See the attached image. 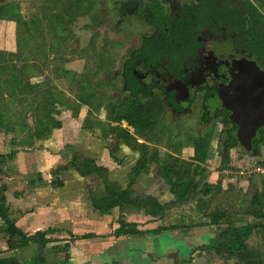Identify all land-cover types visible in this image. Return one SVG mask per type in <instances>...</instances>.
I'll list each match as a JSON object with an SVG mask.
<instances>
[{
    "label": "crops",
    "instance_id": "obj_1",
    "mask_svg": "<svg viewBox=\"0 0 264 264\" xmlns=\"http://www.w3.org/2000/svg\"><path fill=\"white\" fill-rule=\"evenodd\" d=\"M257 2L264 10V0ZM77 124L80 125L78 119L72 116L62 121V128L53 130L51 134L54 145L62 148H59L60 151L72 144V153L79 156L74 150V143L79 140L75 132ZM1 136L2 144H5V135L0 134V139ZM89 137L86 133L83 135L87 154L82 158L91 159L97 166L106 169L101 189L89 180L96 173L82 176L70 163L62 161L59 153L54 156L56 153L50 148L44 151V155L39 144L45 138L35 139L34 145L29 146L32 150L14 149L16 146L12 144L10 151H0V155L16 152L14 159L5 160L3 174L0 175V185L7 186L5 195L10 217L16 220L17 227L25 234L49 231L46 238L51 240L43 250L35 243L10 250L6 238L0 244V259L13 258L20 264H227V261L234 264H264V228L255 229L243 249L230 258H227V254H218L207 248L217 236L219 228H227L228 224L244 226L248 222L259 221L245 214L244 210L251 206L255 194L262 193L264 189V182L263 188L259 185L250 187L249 179L257 176L256 180L260 181L263 176L258 175L264 173L241 174L251 166H240L238 172L208 171L201 167L203 171L199 177L201 183L198 191L205 184L214 186L219 181L221 191L215 190L209 195L199 193L188 203L171 204L175 198L170 187L161 179L158 167L152 174L142 173L132 181L130 174L136 165L131 162L134 150L121 145L119 154L122 156H119L122 163L116 164V167L111 152L104 145L100 147V143L104 142L101 137L92 140ZM212 144L213 140L206 161H210ZM187 152L189 158L194 157L192 146L187 148ZM253 154L260 161L252 168L258 166L264 169V157L258 156L257 152ZM15 162L19 164L18 169L13 168ZM61 166H67V169L53 173ZM53 175L59 177L54 179L56 182L51 180ZM106 180H109V184ZM110 187L118 188L120 193L130 189L132 201L120 203L109 212H101L94 205V200L108 195ZM144 204L148 205L144 207ZM154 204L168 206L164 212H157ZM217 210L226 214L223 224L210 225L211 219L207 215ZM121 221L136 225L140 234L118 236L116 232L121 227Z\"/></svg>",
    "mask_w": 264,
    "mask_h": 264
},
{
    "label": "rangeland",
    "instance_id": "obj_2",
    "mask_svg": "<svg viewBox=\"0 0 264 264\" xmlns=\"http://www.w3.org/2000/svg\"><path fill=\"white\" fill-rule=\"evenodd\" d=\"M122 1L124 0H0V8L6 6L5 10L0 12V113L8 115L7 120L14 122L16 131L14 136V133H6V130L0 127V134L5 135V144H2V136L0 139V151H10L13 148V138H16V142L23 143V146L15 145L14 149L19 147L22 151L29 150L30 147L24 144L30 143V136H33L35 131L43 132L41 123L46 121L49 114L65 122L66 119L72 118L73 113H77L75 118L84 130L77 124L75 132L79 140L74 143V150L81 161L85 159L82 158L84 154H87L84 149L85 133L91 136V140L101 137L104 142L100 143V147L104 145L111 152L115 166L122 163L119 150L125 145L131 148L125 138H129L132 145L137 142L146 145L147 155L157 156L164 164L174 162L171 157L189 163L194 157L189 158L187 148L192 146L195 150L192 143L194 139H202L211 134L213 144L210 161H206L203 166L202 163L198 164L204 167V170L238 172L240 168L252 167L259 163L260 158L246 153V147L240 143L241 146L238 145L230 151V162L223 165L220 152L224 136L218 141L220 126L203 128L197 105L191 113H182L179 116L163 104L165 107H161L158 122H154L152 128L145 132V137H141L142 135L125 120H113L116 117L113 109H124V98L128 95L123 91V79L120 76L122 59L135 47L143 32L142 26L138 24L140 22L132 13V6L129 7L125 3L128 12L122 14ZM71 2L77 5L79 14L64 33L60 31L54 15L64 14ZM18 17L21 18L22 24L16 22ZM73 73L81 77L74 76ZM99 83H103V86L96 87ZM49 93L62 95L66 104L53 106ZM79 95H90L87 99L89 104L81 102ZM158 98L153 102L163 103L162 97ZM85 124L89 128H86ZM52 134L42 139L43 143L39 144V149L43 148L45 155L44 151L50 148L56 153L54 156L59 153L62 161L71 163L74 159L72 144L61 152L60 147L54 145ZM124 134L128 136L125 137ZM132 153L133 165L142 154L140 151ZM257 155L264 157L263 146ZM18 167L19 164L15 162L13 168ZM157 167V163L150 164L148 172L152 174ZM119 172L120 169L117 173ZM53 176L51 180L59 179L58 176ZM258 176H263L260 181L256 180L257 176L249 179L250 187L259 185L263 188L264 175ZM106 177H109L108 174ZM89 180L96 183L95 187L102 188L103 180L99 175L95 174ZM95 187L93 189H96ZM262 190L263 192L259 193L257 211L261 210V204L264 207V189ZM3 235H0V244L6 241L7 237L4 238ZM230 257L228 255L227 258ZM227 264L234 263L227 261Z\"/></svg>",
    "mask_w": 264,
    "mask_h": 264
},
{
    "label": "flooded vegetation",
    "instance_id": "obj_3",
    "mask_svg": "<svg viewBox=\"0 0 264 264\" xmlns=\"http://www.w3.org/2000/svg\"><path fill=\"white\" fill-rule=\"evenodd\" d=\"M205 1L157 0L159 12L186 18L185 22L187 17L192 18L191 34L195 43L178 42L179 48L173 54L165 48V33H160L159 42L152 40L159 27L151 21V16L139 14V11H151L149 4L155 1H122V14L132 6L143 32L135 47L122 59L120 76L124 93L131 92L124 86V74L129 70L136 78V93L149 94L146 100L161 96L160 106L167 105L175 115L189 114L197 105L200 124L208 129L219 125L218 141L224 136L223 149L231 151L241 146L239 124L251 122L247 116L251 107L244 95L251 92L247 85L264 76V10L256 3L258 0H217L218 17L209 14V21L196 22L202 16L194 13L202 14L207 9ZM263 129L264 126L251 138V150L245 149L246 153H258L254 140ZM243 137L248 139L249 133ZM230 138L236 141L233 148L226 144Z\"/></svg>",
    "mask_w": 264,
    "mask_h": 264
},
{
    "label": "trees",
    "instance_id": "obj_4",
    "mask_svg": "<svg viewBox=\"0 0 264 264\" xmlns=\"http://www.w3.org/2000/svg\"><path fill=\"white\" fill-rule=\"evenodd\" d=\"M155 2L150 3L151 11L143 12L139 11L140 16H145L146 18H151V21L155 23L159 27L158 33L152 38L156 42H159L160 33H165V40L167 41L165 44V48H169L172 54L178 50L179 46H177L178 42H187V43H195V37L191 34L193 26L191 25L192 18H175L170 17L163 11H158L160 6L157 4V0H153ZM157 2V3H156ZM204 6L207 8L202 14L200 12L194 13V15H201L196 20L199 21H209V14L218 17L217 8L218 3L217 0H206ZM17 7V5H16ZM216 7V8H215ZM5 7L0 8V12L5 10ZM252 11H255L253 7H251ZM79 14L78 7L75 3L71 2L68 10L64 14L54 15V18L57 20L59 24L60 31L67 32V28L71 25L75 19V16ZM21 18H17L16 22L18 24L21 23ZM165 28H168L167 32ZM29 32L31 31L28 29ZM186 34H189L186 36ZM151 41V40H150ZM148 42V40H146ZM164 44V43H162ZM156 50V48L154 49ZM12 55V54H11ZM14 56V55H13ZM132 61V60H131ZM74 76L81 77L77 73H73ZM103 86V83L96 84V87ZM124 86L130 90L131 92L124 98L125 105L124 109H113L115 110L116 117L113 119L114 121H123L125 120L128 124L137 130V133L142 135L141 137H145V132L148 129H151L154 122H158L159 115L162 111L161 106L158 102H153L154 100H146L149 99L150 95L147 93L139 94L136 93L137 83L136 78L133 76L132 72L129 70L125 71L124 74ZM91 88V87H89ZM49 100L54 105H65L66 101L62 95L56 96L52 93H49ZM95 94L93 93L92 96ZM90 97V95H88ZM88 97L85 95H79V100L85 104H89L87 101ZM153 102V103H152ZM152 103V104H150ZM2 112V111H1ZM59 112V111H57ZM77 113H73V117H76ZM8 115L4 113H0V127L6 130V133H14L16 136V131L14 127V122L7 120ZM46 121L42 124L43 132L35 131L33 136H30V143L24 144L28 146L34 145L35 139L46 138L49 136L54 129L62 128V122L56 119L53 115H48L45 119ZM85 123V122H84ZM86 128H89L86 126ZM209 134V133H208ZM125 137L128 134H124ZM120 138H123L120 136ZM128 145L131 146V149L134 151H140L141 156L137 161L135 167L133 168L130 176L132 177V181H134V177L140 176L142 173H148L149 165L152 163H157V166L160 169V176L164 179L165 183L170 187L171 194L174 196L175 200L171 204H184L190 201H193L196 196L201 193L203 195H209L213 193L215 190L221 191V181L218 182L217 185H207L205 184L202 187L201 191H198L200 186V180L202 175V168L200 165L207 160L208 152L210 149L212 137L209 134L205 138H196L194 139L193 147L195 148L194 161L192 162H184L179 161L178 159L174 162L162 163L157 156H148L146 152V145L134 143L132 145L129 141V138L124 139ZM236 141L233 138H230L226 144L233 148L235 146ZM12 144L17 146H23L21 141L16 142V138L12 139ZM264 146V129L261 132L259 138L254 140V147L257 149L258 154L260 153V148ZM223 148V146H222ZM221 148L220 156L221 163L226 165L230 162V151L229 149L224 150ZM16 156V152L12 151L7 155H0V175L3 174L2 166L6 159H14ZM197 163V165H195ZM73 167H75L78 172L82 176H88L91 174H98L101 177H104L106 173V169L97 166V164L91 159H83L78 160V156L74 155V159L70 163ZM67 166H61L55 170L53 173H58L59 171L66 170ZM107 184H109L108 180H106ZM116 187V186H115ZM115 187H110V191L108 195L98 200H94V205L96 208L100 209L101 212H109L112 208L116 206H120V203H128L132 201L130 199L131 191L130 189L125 192L120 193L119 189ZM7 186L0 185V234H5L7 237V244L10 250L26 247L32 243L38 244L40 246V250H43L45 246L51 241L46 238L47 233L49 232H38L35 235H27L25 234L19 227L16 225V220L10 217L9 206L7 204L6 193ZM260 196L259 193L255 194L251 206L244 210V213L250 216H253L255 220L251 223H247L244 226H235L232 224H228V227L225 229H220L217 236L212 240L210 245L207 247L211 251H215L218 254H227L229 256H233L236 252L241 251L244 247V243L252 236L253 231L257 228H264V223L260 220L264 221V211L263 209L257 211V205L259 203ZM148 204H144L146 207ZM168 205H159L154 204V209L157 212H164ZM211 222L210 225L220 226L223 224V220L225 219L226 214L217 210L209 215H207ZM116 234H140L136 225L128 224L125 221H121V227L116 232ZM0 264H20L17 260L13 258H4L0 259Z\"/></svg>",
    "mask_w": 264,
    "mask_h": 264
},
{
    "label": "water",
    "instance_id": "obj_5",
    "mask_svg": "<svg viewBox=\"0 0 264 264\" xmlns=\"http://www.w3.org/2000/svg\"><path fill=\"white\" fill-rule=\"evenodd\" d=\"M255 80V83L252 82L247 85L251 88V92L244 94L246 98H244L245 101L248 102V105L251 107L250 114L247 115L251 122H241L238 130L240 143L244 145L247 150H251V138L264 126V76H259ZM246 133H249L248 139L243 137ZM161 179L163 178L161 177Z\"/></svg>",
    "mask_w": 264,
    "mask_h": 264
},
{
    "label": "built area",
    "instance_id": "obj_6",
    "mask_svg": "<svg viewBox=\"0 0 264 264\" xmlns=\"http://www.w3.org/2000/svg\"><path fill=\"white\" fill-rule=\"evenodd\" d=\"M254 173H264V169L263 168H261V167H254V168H247V169H245V171H242L241 172V174H243V175H245V174H249V175H251V174H254Z\"/></svg>",
    "mask_w": 264,
    "mask_h": 264
}]
</instances>
